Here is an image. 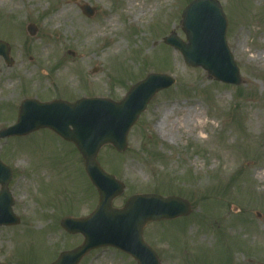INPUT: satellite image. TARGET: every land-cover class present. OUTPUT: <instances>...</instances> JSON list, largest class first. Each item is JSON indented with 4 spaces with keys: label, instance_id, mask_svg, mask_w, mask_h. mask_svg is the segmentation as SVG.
Returning a JSON list of instances; mask_svg holds the SVG:
<instances>
[{
    "label": "rangeland",
    "instance_id": "374dc122",
    "mask_svg": "<svg viewBox=\"0 0 264 264\" xmlns=\"http://www.w3.org/2000/svg\"><path fill=\"white\" fill-rule=\"evenodd\" d=\"M145 1L155 9L136 20L128 0H1L0 39L10 46L12 64L0 56V129L17 121L25 98L121 100L150 72L175 77L129 132L126 151L108 145L99 153L101 166L126 186L113 206L123 207L137 193L189 200L188 216L145 226L144 238L161 264H263L264 121L256 124L255 114L264 112V69L248 64L250 52L243 49L264 32V0H219L242 76L239 86L186 64L164 43L172 31L187 40L182 12L192 0ZM63 4L69 15L53 19ZM84 4L96 8L95 15L84 14ZM110 14L118 18L104 27ZM31 22L38 27L35 36L26 29ZM92 24L100 26L85 40L80 27ZM117 41L121 47L114 49ZM196 105L209 124L198 139L184 132L191 120L187 113ZM159 121L174 141L156 131ZM229 153L236 160L226 161ZM0 158L13 169L9 187L21 219L18 225H0V264H49L61 251L79 246L83 237L66 232L61 220L89 215L99 193L75 145L42 128L0 138ZM80 264L137 263L114 248H99Z\"/></svg>",
    "mask_w": 264,
    "mask_h": 264
},
{
    "label": "water",
    "instance_id": "95a60500",
    "mask_svg": "<svg viewBox=\"0 0 264 264\" xmlns=\"http://www.w3.org/2000/svg\"><path fill=\"white\" fill-rule=\"evenodd\" d=\"M91 16L95 9L83 6ZM228 20L218 0H193L183 14V30L187 42L176 33L165 38L167 44L179 50L187 64L202 67L218 81L240 85L242 77L227 38ZM31 35L35 24L28 25ZM10 48L0 40V55L7 62ZM175 79L167 74L151 73L131 86L120 101L107 98H81L76 102L54 100L40 102L25 99L20 107L18 122L0 131V137L26 135L48 127L64 139L74 142L85 159L88 175L98 188L100 201L95 211L85 218H64L62 226L70 233H82L83 244L61 253L52 264H79L92 249L113 246L131 254L138 264H161L155 250L143 238L149 221L172 219L188 215L190 203L180 197L157 194H136L123 208H114L113 199L122 194L125 185L107 173L97 156L106 144L123 152L128 147V133L152 98L169 88ZM12 170L0 159V225H15L20 218L13 211L14 200L9 190Z\"/></svg>",
    "mask_w": 264,
    "mask_h": 264
},
{
    "label": "bare ground",
    "instance_id": "6f19581e",
    "mask_svg": "<svg viewBox=\"0 0 264 264\" xmlns=\"http://www.w3.org/2000/svg\"><path fill=\"white\" fill-rule=\"evenodd\" d=\"M1 1V0H0ZM7 0H3V3ZM262 0H257V2H260ZM127 7L128 9H134V11L137 13L135 19H141L144 15H147V13L155 9V7L148 5L145 0H128L127 2ZM70 13V10L68 9V6L63 4L62 9L54 15L53 19H61V18H66ZM118 18L117 15L110 14L107 16L103 22H104V27L105 26H110L111 24L115 23L116 19ZM77 24H80V21L77 20ZM97 24H92V25H87L85 27H80L82 34L85 37V40H89L93 38V34L97 30ZM245 31L244 28H240L239 33L242 34ZM255 32H257V29H254ZM246 37V36H244ZM245 43V42H244ZM240 47H242V44H239ZM247 46V45H246ZM264 32H259L257 35V40H253L252 46L249 47L248 49H243L245 52H250V55L247 58V63L255 66L259 69H264ZM114 49H119L121 47V41H117L113 43ZM242 50V49H241ZM22 72V71H21ZM24 72V71H23ZM67 72V69L65 70ZM1 90V87H0ZM188 119H191L189 122V125L187 128H185L184 132L187 135H193L196 139L200 137L203 133H205V130L208 128L209 124L207 120H205L204 113L202 112V108L198 107L197 105L192 108V110L188 111ZM255 120L256 124L261 125V123L264 121V112H259L255 114ZM162 122V121H161ZM160 121L158 122V125H155L156 131L164 138L165 140H175V135L173 132H166L161 130L160 128ZM226 161H234L236 160V156L229 153L226 156ZM132 171H139L138 167L136 166H131L130 168ZM89 207V204H85L83 206V210H87Z\"/></svg>",
    "mask_w": 264,
    "mask_h": 264
}]
</instances>
